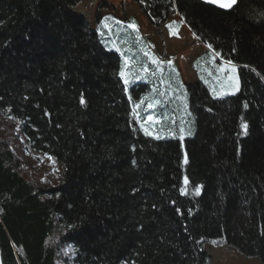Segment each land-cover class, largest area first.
I'll list each match as a JSON object with an SVG mask.
<instances>
[{
  "label": "trees",
  "instance_id": "trees-1",
  "mask_svg": "<svg viewBox=\"0 0 264 264\" xmlns=\"http://www.w3.org/2000/svg\"><path fill=\"white\" fill-rule=\"evenodd\" d=\"M134 1L209 48L199 80L153 63L134 21L101 19L105 2L92 26L82 0H0V116L62 168L28 177L0 126L3 264H210L207 246L264 264V0ZM224 63L240 88L218 97Z\"/></svg>",
  "mask_w": 264,
  "mask_h": 264
},
{
  "label": "rangeland",
  "instance_id": "rangeland-1",
  "mask_svg": "<svg viewBox=\"0 0 264 264\" xmlns=\"http://www.w3.org/2000/svg\"><path fill=\"white\" fill-rule=\"evenodd\" d=\"M102 2H105L107 6L100 12L101 19L110 18L112 20L116 18L131 22V24L134 21L133 24L138 26L149 42L150 48L147 53L152 62L155 59L159 65H162V63L163 65H173L183 84L199 80L200 73L196 68V63L199 58L208 52L209 48L201 43L187 25L169 27L171 26L169 25L170 22L174 25L180 23L178 15H171L167 24L158 29L149 22L139 4L134 0H82L76 9L87 17L92 26H95L97 13ZM138 67L134 65L130 69ZM220 69L225 70L228 76L210 79L209 85L213 82V87L216 89L215 91L212 90L213 93L220 97L237 92L240 88L238 67L231 63H224L220 64ZM163 73L166 74V71ZM148 117H151L149 122H152L149 127L150 132V128H160L163 122L162 118H154L152 113L147 115V120H149ZM0 126L1 131L12 138L15 150L24 162L28 177L37 183L48 182L54 184L58 181L61 166L48 156L30 152L27 149L25 137L20 132V126L16 121L0 116ZM207 247L212 257L210 264H260L257 259L246 258L229 247Z\"/></svg>",
  "mask_w": 264,
  "mask_h": 264
},
{
  "label": "snow or ice",
  "instance_id": "snow-or-ice-1",
  "mask_svg": "<svg viewBox=\"0 0 264 264\" xmlns=\"http://www.w3.org/2000/svg\"><path fill=\"white\" fill-rule=\"evenodd\" d=\"M208 2H209V3H216V4H218L220 7H223V8H229V7H231L233 4L236 3V0H208ZM130 27H134V25H130ZM209 47H211V45H209ZM145 55H147V53H145ZM217 55H219V53H217ZM153 63H156V60H155V59H153ZM144 71H147V69L145 68ZM233 71H234V69H233ZM119 74L121 75V77H124L125 73H124V69H123V68H121ZM127 83H128V81L125 80V84H127ZM83 102H84V101H83V99H82V100H81V103H83ZM141 102H143V101H141ZM152 106H153V105H152L151 103H149L148 107L151 108ZM136 107L139 108L140 105L137 104ZM148 119L151 120V117H148ZM244 127L246 128L247 126L245 125ZM145 133H146V134H149V133L147 132L146 129H145ZM181 138H182V137H181ZM50 159H51V158H50ZM185 183H187V179H185ZM196 191L199 192V188H197Z\"/></svg>",
  "mask_w": 264,
  "mask_h": 264
},
{
  "label": "water",
  "instance_id": "water-1",
  "mask_svg": "<svg viewBox=\"0 0 264 264\" xmlns=\"http://www.w3.org/2000/svg\"><path fill=\"white\" fill-rule=\"evenodd\" d=\"M200 1H202L203 3L209 4V5H212V6H214V7H217V8H219V9L226 10V11L231 10V9H232L234 6H236V4L238 3V0H236V3L233 4L231 7H229V8H223V7H220V6H219L218 4H216V3H209L208 0H200ZM0 264H3V263H2L1 255H0Z\"/></svg>",
  "mask_w": 264,
  "mask_h": 264
}]
</instances>
